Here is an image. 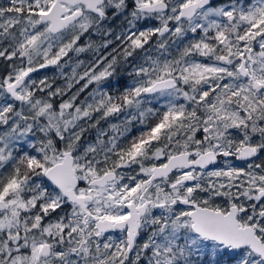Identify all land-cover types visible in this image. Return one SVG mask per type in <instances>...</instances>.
I'll return each instance as SVG.
<instances>
[{"label": "snow or ice", "instance_id": "6c2138e0", "mask_svg": "<svg viewBox=\"0 0 264 264\" xmlns=\"http://www.w3.org/2000/svg\"><path fill=\"white\" fill-rule=\"evenodd\" d=\"M0 264H264V0L0 3Z\"/></svg>", "mask_w": 264, "mask_h": 264}, {"label": "rangeland", "instance_id": "374dc122", "mask_svg": "<svg viewBox=\"0 0 264 264\" xmlns=\"http://www.w3.org/2000/svg\"><path fill=\"white\" fill-rule=\"evenodd\" d=\"M0 3H6V0H0ZM92 53L91 52H88V53H81L78 57L74 54V53H70V56H72L73 60L72 62L69 63V65L64 69V71L66 73H69L71 72V67L73 66V63L76 61V60H84L85 62H87L91 57H92ZM79 71V69H78ZM43 75H48L49 77H53V76H56L57 79H56V83L58 85H62L64 83V80L63 78H60L59 77V73H58V70L55 68V67H49L48 69H44L42 71L39 72V74H34V76H43ZM86 95L85 94H82L81 98H83V96ZM112 122H116V120H113ZM101 126L103 127H107V124L102 121L101 122ZM88 138L89 139H92L94 138L95 136V129L91 130L88 134Z\"/></svg>", "mask_w": 264, "mask_h": 264}, {"label": "flooded vegetation", "instance_id": "af4514ba", "mask_svg": "<svg viewBox=\"0 0 264 264\" xmlns=\"http://www.w3.org/2000/svg\"><path fill=\"white\" fill-rule=\"evenodd\" d=\"M42 71V70H41ZM35 74H39V73H35ZM34 75V74H33Z\"/></svg>", "mask_w": 264, "mask_h": 264}]
</instances>
